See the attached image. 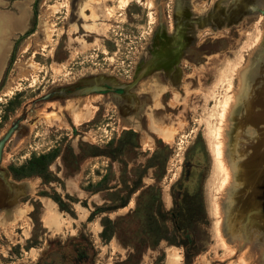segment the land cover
Returning a JSON list of instances; mask_svg holds the SVG:
<instances>
[{"label":"rangeland","instance_id":"374dc122","mask_svg":"<svg viewBox=\"0 0 264 264\" xmlns=\"http://www.w3.org/2000/svg\"><path fill=\"white\" fill-rule=\"evenodd\" d=\"M96 1L0 0V264H264V0Z\"/></svg>","mask_w":264,"mask_h":264},{"label":"bare ground","instance_id":"6f19581e","mask_svg":"<svg viewBox=\"0 0 264 264\" xmlns=\"http://www.w3.org/2000/svg\"><path fill=\"white\" fill-rule=\"evenodd\" d=\"M96 1V0H95ZM97 1H99V0H97ZM96 1V2H97ZM128 0H121V5H126L128 2H127ZM145 2V1H144ZM149 2V1H148ZM151 2V1H150ZM149 2V3H150ZM143 4H145V3H143ZM167 4V3H166ZM121 5H120V7H121ZM151 5H153V3L151 4ZM253 5V4H252ZM252 5H250V6H252ZM105 6V5H104ZM150 7V6H149ZM159 9V8H158ZM29 9H27L24 13H22V11H21V13H22V15H21V17L20 18H22L21 19V21H22V23H20V24H18L19 26H21V29H17V30H15L14 32H11L10 34H8L7 35V42H6V52H5V54L3 55V51L2 50H0V79H1V76H2V73H3V70H4V67H5V64H6V59H7V56H8V52H9V49L11 48L10 47V45H11V42H12V38H15L16 36H17V34L18 33H23V32H26V28H27V23H28V15H29V11H28ZM161 10V9H160ZM49 13V12H48ZM97 14V13H96ZM95 16V15H94ZM224 16V15H223ZM45 17H46V11L45 12H43V14H42V16H41V20H40V30L42 29V27H43V23H44V21H45ZM88 17V16H87ZM153 17V16H152ZM234 17V16H233ZM213 18H214V16H213ZM19 19V18H18ZM17 19V20H18ZM102 19V18H101ZM156 19V18H155ZM16 20V21H17ZM225 20V19H224ZM215 21V20H214ZM101 22V21H100ZM18 23V22H17ZM48 23V22H47ZM158 23H159V21H158ZM157 23V24H158ZM216 23V22H215ZM221 23H222V21H221ZM173 24V23H172ZM212 25V24H211ZM217 25V24H216ZM213 26V25H212ZM52 34V33H51ZM51 36V35H50ZM51 40V39H50ZM28 42L29 41H27L23 46H22V49H21V52H24L25 50H26V48H27V46L29 47V45H28ZM43 45H45V44H43ZM4 48V45H3V47H2V49ZM9 57V56H8ZM18 66V65H17ZM26 71V70H25ZM28 72H29V70H28ZM7 89H8V91H9V89L11 88V83H8V85H7ZM158 93V92H157ZM9 95V94H8ZM89 100V99H88ZM88 100L87 99H84V100H82V101H79V102H74V103H72V104H69L67 107H68V110H69V112H70V114L74 117V120L77 122V124H80V123H82L84 120H86L87 118H88V111L89 110H87V109H89L88 107L89 106H86V104H88L89 105V103H88ZM59 108V107H58ZM67 110V111H68ZM89 116H90V111H89ZM126 128H128L129 126H125ZM123 128V127H122ZM125 128V129H126ZM134 129V128H133ZM19 138V137H18ZM21 138V137H20ZM25 138V137H24ZM169 139V138H168ZM13 140H15V143H18L19 144V140H16L15 138L13 139ZM171 142V141H170ZM22 148V146L19 148V149H21ZM18 152V151H17ZM226 160V159H225ZM222 164V163H221ZM228 165V164H227ZM248 195V194H247ZM254 201V200H253ZM218 211V210H217Z\"/></svg>","mask_w":264,"mask_h":264},{"label":"trees","instance_id":"16d2710c","mask_svg":"<svg viewBox=\"0 0 264 264\" xmlns=\"http://www.w3.org/2000/svg\"><path fill=\"white\" fill-rule=\"evenodd\" d=\"M36 12H37V10H36V8L34 9V13L36 14ZM34 31V27H31V28H29V29H27L26 30V32L24 33V34H30V33H32ZM12 58H13V52L11 53V56H10V61H9V63H11V60H12ZM38 158H43V156H40V157H38ZM11 171H12V174H13V176L14 177H17L18 175H17V173H16V171H15V169H13V168H11ZM23 176H26V174H23L22 175V177Z\"/></svg>","mask_w":264,"mask_h":264},{"label":"crops","instance_id":"0c3cea01","mask_svg":"<svg viewBox=\"0 0 264 264\" xmlns=\"http://www.w3.org/2000/svg\"><path fill=\"white\" fill-rule=\"evenodd\" d=\"M104 189H105L104 187L99 186V187H97V189H96L95 192H99V191H102V190H104ZM92 193H94V192H92ZM124 205H125V204H123L122 206H118V207H119V208H123Z\"/></svg>","mask_w":264,"mask_h":264}]
</instances>
